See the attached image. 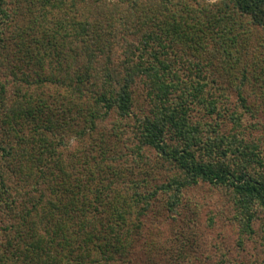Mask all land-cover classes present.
Returning a JSON list of instances; mask_svg holds the SVG:
<instances>
[{"label":"trees","instance_id":"1","mask_svg":"<svg viewBox=\"0 0 264 264\" xmlns=\"http://www.w3.org/2000/svg\"><path fill=\"white\" fill-rule=\"evenodd\" d=\"M260 95L264 0H0V264H264Z\"/></svg>","mask_w":264,"mask_h":264},{"label":"rangeland","instance_id":"2","mask_svg":"<svg viewBox=\"0 0 264 264\" xmlns=\"http://www.w3.org/2000/svg\"><path fill=\"white\" fill-rule=\"evenodd\" d=\"M261 96V95H260ZM259 98H261V99H264V96H261V97H259ZM255 99V96L254 95H252V97L249 99L251 102L252 101H255L254 100ZM263 102V104H262V106H263V109H262V111H263V113H264V101H262ZM72 141V140H71ZM70 141V142H71ZM201 192L200 193H202V194H204V193H207V189H206V187H204V188H201ZM202 197V196H201ZM202 198H204V197H202Z\"/></svg>","mask_w":264,"mask_h":264}]
</instances>
